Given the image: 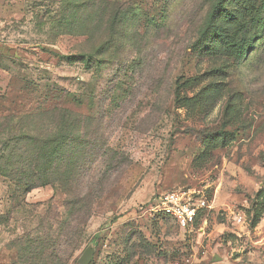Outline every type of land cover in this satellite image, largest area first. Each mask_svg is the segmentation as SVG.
Segmentation results:
<instances>
[{
	"label": "rangeland",
	"instance_id": "rangeland-1",
	"mask_svg": "<svg viewBox=\"0 0 264 264\" xmlns=\"http://www.w3.org/2000/svg\"><path fill=\"white\" fill-rule=\"evenodd\" d=\"M209 2L0 0V131L4 118L63 106L92 142L71 179L26 192L0 176V264L22 247L24 264H79L89 247L91 264H264V50L242 65L195 52ZM176 93L199 95L181 108ZM34 125L46 135L57 122ZM177 190L211 206L190 232L150 211Z\"/></svg>",
	"mask_w": 264,
	"mask_h": 264
},
{
	"label": "trees",
	"instance_id": "trees-1",
	"mask_svg": "<svg viewBox=\"0 0 264 264\" xmlns=\"http://www.w3.org/2000/svg\"><path fill=\"white\" fill-rule=\"evenodd\" d=\"M114 6L110 27L115 29L124 18L125 12L120 8L122 6L119 2H115ZM105 13L106 6L103 3L98 15ZM60 21L67 26L75 24L70 23L66 15ZM91 25L90 21H84L80 27L90 30L93 28ZM194 50L204 56L230 57L240 65L258 57L264 50V0H210L207 19ZM68 62L69 65L79 62L88 67L92 65V60L86 56H70ZM196 80L189 78L184 85H192ZM210 88H206L201 96L211 97L217 92V86ZM198 95L180 97L176 93L177 107L183 108L197 102ZM46 117L55 119L57 125L46 132V135L36 133L35 120H44ZM79 118L77 111L63 106H46L25 116L4 118L10 124V130L0 131V176L16 183L19 189L26 192L71 179L74 175L79 176V163H91L88 149L92 146L90 139L75 132L74 125ZM201 214L202 212L195 226ZM261 215L262 210L255 208L253 227L258 224ZM8 218L6 215L0 216L1 223ZM162 218L167 219L164 216ZM23 238L17 236V242H23ZM13 248H17L16 243L9 249ZM17 253L19 262L13 264H24L26 250L22 247Z\"/></svg>",
	"mask_w": 264,
	"mask_h": 264
},
{
	"label": "built area",
	"instance_id": "built-area-1",
	"mask_svg": "<svg viewBox=\"0 0 264 264\" xmlns=\"http://www.w3.org/2000/svg\"><path fill=\"white\" fill-rule=\"evenodd\" d=\"M195 195L191 190L166 192L154 200L150 211L171 220L179 230L190 232L194 229L199 214L211 207L205 197ZM236 219L242 221L243 216L238 214ZM182 263L177 261L175 264ZM184 264H190V260H185Z\"/></svg>",
	"mask_w": 264,
	"mask_h": 264
},
{
	"label": "water",
	"instance_id": "water-1",
	"mask_svg": "<svg viewBox=\"0 0 264 264\" xmlns=\"http://www.w3.org/2000/svg\"><path fill=\"white\" fill-rule=\"evenodd\" d=\"M95 250L91 247L87 248L85 252L82 254V256L79 258V264H91L93 260ZM220 261L219 257H216L214 259V262Z\"/></svg>",
	"mask_w": 264,
	"mask_h": 264
}]
</instances>
